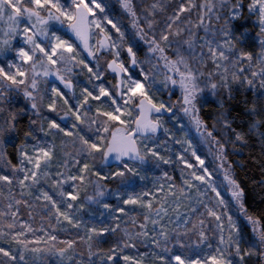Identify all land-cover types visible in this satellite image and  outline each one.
<instances>
[{
  "label": "snow or ice",
  "instance_id": "snow-or-ice-1",
  "mask_svg": "<svg viewBox=\"0 0 264 264\" xmlns=\"http://www.w3.org/2000/svg\"><path fill=\"white\" fill-rule=\"evenodd\" d=\"M115 4L0 0V264H264V0Z\"/></svg>",
  "mask_w": 264,
  "mask_h": 264
},
{
  "label": "trees",
  "instance_id": "trees-1",
  "mask_svg": "<svg viewBox=\"0 0 264 264\" xmlns=\"http://www.w3.org/2000/svg\"><path fill=\"white\" fill-rule=\"evenodd\" d=\"M113 3L115 4V0H113ZM116 8H118V11L116 13L114 12V14L117 15L121 14V10L119 9L118 4H115V9ZM126 22L127 21H125V23ZM176 98H177L176 96L172 97L173 100H175ZM240 99H242V97H237L238 101ZM239 107L242 108V105H239ZM215 109H216V104L213 102V98L209 96L208 102L204 105L202 110V115L204 116L205 119L209 121V123H211V117L212 115H214ZM233 115H236V112H234ZM244 130H246V128ZM7 147L9 153H12L14 151V147L12 144H9ZM204 150L205 149H202V151ZM259 153H260V149L259 146H257L252 149H244V154L242 156L232 158V159H240L244 161L245 164L247 165L244 168H237L236 172L238 178L242 181L243 186L246 188V193H247L246 203L249 206V211L256 215L264 214V186H259L253 183L254 181H259L262 178L261 170L259 166L251 162L253 157H255L256 159H260ZM168 171L170 172V174L173 173L172 170H168ZM223 194L225 195L226 198L228 197L227 192H224ZM103 246L107 248L109 245L104 244ZM141 249L146 250L144 248Z\"/></svg>",
  "mask_w": 264,
  "mask_h": 264
},
{
  "label": "rangeland",
  "instance_id": "rangeland-1",
  "mask_svg": "<svg viewBox=\"0 0 264 264\" xmlns=\"http://www.w3.org/2000/svg\"><path fill=\"white\" fill-rule=\"evenodd\" d=\"M117 11H118V8L114 9V12L115 13ZM164 98L166 99V97H164ZM164 119L167 121L168 120V117L165 116ZM166 126L171 127L172 125L171 124H167ZM178 136H182V133H178ZM191 136H193V137L195 136V132L194 131L191 133ZM161 138L163 139V136H161ZM172 148H173V151L175 153H179L181 151V148L178 145H172ZM173 159H175V157H173ZM165 170L168 171V170H172V169L171 168H166ZM156 174L159 175V173H156ZM172 174H174V175L177 176V183H179V179H178V177H179V171L177 170L175 173H172ZM149 186H150V184H149ZM36 226H38V224ZM61 238L63 239V238H67V237L66 236H61ZM140 250L141 251H146V250H143V249H140Z\"/></svg>",
  "mask_w": 264,
  "mask_h": 264
}]
</instances>
